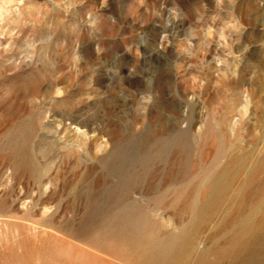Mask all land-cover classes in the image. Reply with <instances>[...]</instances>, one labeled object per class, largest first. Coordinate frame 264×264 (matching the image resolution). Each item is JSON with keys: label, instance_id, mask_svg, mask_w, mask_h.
Masks as SVG:
<instances>
[{"label": "rangeland", "instance_id": "1", "mask_svg": "<svg viewBox=\"0 0 264 264\" xmlns=\"http://www.w3.org/2000/svg\"><path fill=\"white\" fill-rule=\"evenodd\" d=\"M0 264H264V0H0Z\"/></svg>", "mask_w": 264, "mask_h": 264}, {"label": "bare ground", "instance_id": "2", "mask_svg": "<svg viewBox=\"0 0 264 264\" xmlns=\"http://www.w3.org/2000/svg\"><path fill=\"white\" fill-rule=\"evenodd\" d=\"M248 227H249V226H248ZM251 227H252V226H250L249 228H251ZM249 228H248V229H249ZM252 229H253V228H252ZM242 231H243V230H242ZM247 232H249V231L247 230ZM243 233H244V232H243ZM243 233H242V234H243ZM252 233H253V231H252ZM239 235H240V234H239ZM251 235H252V234H251ZM234 236H236V235H234ZM237 236H238V235H237ZM242 236H243V235H242ZM240 237H241V236H240ZM240 237H239V238H240ZM243 237H244V236H243ZM249 237H250V236H249ZM254 237H256V236H254ZM247 238H248V237H247ZM230 239H232V238H230ZM237 239H238V238H237ZM232 241H233V239H232ZM232 241H231V242H232ZM234 241H235V240H234ZM231 242H230V243H231ZM244 242H245V241L243 240L241 243L243 244ZM245 244H246V242H245ZM232 245H233V244H232ZM236 245H237V244H235L234 246H236ZM248 245H249V243H248ZM241 246H242V245H241ZM244 246H246V245H244ZM249 246H250V245H249ZM251 246H253V245H251ZM254 246H255V245H254ZM230 248H231V247H230ZM233 248H234V247H233ZM233 248H231V249H233ZM236 248H237V247H236ZM236 248H235V249H236ZM250 248H251V247H250ZM227 251H228V250H227ZM232 251H233V250H232ZM232 251H231V252H232ZM238 251H240V250H238ZM250 252H251V251H250ZM250 252H249V253H250ZM242 253H243V252H242ZM224 254H225V253H224ZM238 254H239V253H238ZM245 254H246V253H245ZM245 254H243V255H245ZM232 255H234V253H233ZM236 256H237V254L234 255L233 257H236ZM229 257H230V256H229ZM231 257H232V256H231ZM238 257H239V256H238ZM236 258H237V257H236ZM237 259H238V258H237ZM237 259H236V260H237ZM232 260H233V258H232ZM237 263H238V262H237Z\"/></svg>", "mask_w": 264, "mask_h": 264}, {"label": "clouds", "instance_id": "3", "mask_svg": "<svg viewBox=\"0 0 264 264\" xmlns=\"http://www.w3.org/2000/svg\"><path fill=\"white\" fill-rule=\"evenodd\" d=\"M232 27H235V25H231ZM209 34H211V33H209ZM221 38H223V37H221Z\"/></svg>", "mask_w": 264, "mask_h": 264}]
</instances>
